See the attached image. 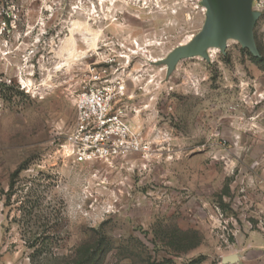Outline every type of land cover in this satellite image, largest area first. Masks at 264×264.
I'll use <instances>...</instances> for the list:
<instances>
[{"label": "rangeland", "instance_id": "374dc122", "mask_svg": "<svg viewBox=\"0 0 264 264\" xmlns=\"http://www.w3.org/2000/svg\"><path fill=\"white\" fill-rule=\"evenodd\" d=\"M251 8L258 56L228 38L169 69L202 0H0V264H264V0ZM93 66L124 83L147 157L58 151Z\"/></svg>", "mask_w": 264, "mask_h": 264}, {"label": "built area", "instance_id": "2783aa9c", "mask_svg": "<svg viewBox=\"0 0 264 264\" xmlns=\"http://www.w3.org/2000/svg\"><path fill=\"white\" fill-rule=\"evenodd\" d=\"M88 75V82L74 97L75 119L58 151L74 163L96 162L107 167L130 156L147 157L151 142L133 130L117 105L124 83L95 66Z\"/></svg>", "mask_w": 264, "mask_h": 264}, {"label": "water", "instance_id": "95a60500", "mask_svg": "<svg viewBox=\"0 0 264 264\" xmlns=\"http://www.w3.org/2000/svg\"><path fill=\"white\" fill-rule=\"evenodd\" d=\"M206 17L201 31L187 44L176 47L165 61L172 69L184 57L201 55L207 58V48L219 47L224 50L228 38L236 39L253 56L258 51L253 38V27L259 16L252 10V0H202ZM236 255L222 258L223 262H234Z\"/></svg>", "mask_w": 264, "mask_h": 264}, {"label": "trees", "instance_id": "16d2710c", "mask_svg": "<svg viewBox=\"0 0 264 264\" xmlns=\"http://www.w3.org/2000/svg\"><path fill=\"white\" fill-rule=\"evenodd\" d=\"M21 169H22V166L19 165L17 167V169L13 173L10 174V187H12L13 180H14L15 177H17V175L19 174V172H20ZM0 192L1 193H4L2 189L0 190ZM91 257H93V254H92V256L90 255L88 258L83 259V261L80 264H86V263L88 264L89 261L91 260Z\"/></svg>", "mask_w": 264, "mask_h": 264}, {"label": "bare ground", "instance_id": "6f19581e", "mask_svg": "<svg viewBox=\"0 0 264 264\" xmlns=\"http://www.w3.org/2000/svg\"><path fill=\"white\" fill-rule=\"evenodd\" d=\"M74 25H75V23H74ZM94 43V42H93ZM73 51H71V53H72ZM73 55V54H72Z\"/></svg>", "mask_w": 264, "mask_h": 264}]
</instances>
